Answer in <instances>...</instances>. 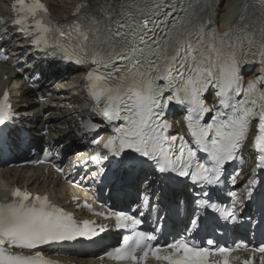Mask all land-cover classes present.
<instances>
[{
	"label": "snow or ice",
	"instance_id": "6c2138e0",
	"mask_svg": "<svg viewBox=\"0 0 264 264\" xmlns=\"http://www.w3.org/2000/svg\"><path fill=\"white\" fill-rule=\"evenodd\" d=\"M21 4L20 11L24 15L15 23L23 32V26L30 14L35 19L36 31L41 33L34 44L48 47L46 36L53 30L37 18L38 12H46L44 5L39 0L31 5H26L25 0H21ZM192 4L193 0H112L111 15L105 19L103 27L97 29L98 34L93 35L91 46L94 51L90 53L93 55L92 63L105 68L108 79L115 76L123 80V74L129 77V85L126 86L127 100L122 98L125 87H102L97 92L93 85L91 92L97 99L106 94L102 116L107 121H124L127 125H117L120 131L119 141L117 143L113 140L108 144V149L114 157H120L125 150L144 156H147L148 149L164 152L168 142L176 141V137H168L165 134L170 126L162 120L170 102L191 105L186 108L189 113L186 116L187 126L197 144L206 141L215 144L219 140H229L234 135V125L237 121L243 122L246 118L256 119L258 123L264 121V90L254 95L256 82L249 81L246 94H242L236 63L233 61L214 74L211 67L213 61L206 55L215 52L219 58L221 52L237 47L240 40L233 41L230 36L226 38V35L201 36L193 18ZM75 31L80 32V28L76 27ZM59 35H67L71 39L70 33L61 31ZM81 35L84 41H88L87 34L81 32ZM98 49H103L102 56L96 52ZM113 57L118 63L110 67ZM67 60L71 61L72 57L68 56ZM75 62L80 64L82 61ZM204 64L208 67L200 66ZM161 73L163 75H160ZM149 74L152 79H146ZM169 76L173 79L186 77V85L178 87L175 95L163 96L164 88H153V80L168 79ZM96 79L103 77L97 76ZM209 87L215 89L213 95L219 98L221 107H231L233 111L228 119L219 121L217 118L222 113L217 111L209 123L202 125L201 118L209 111L206 101L203 100ZM230 93L239 97L231 104ZM5 123V114L0 110V125ZM210 133L212 138L209 140ZM180 147H184V142ZM124 170L126 172L128 169ZM16 195L22 194L17 192ZM45 203L46 200L41 202L42 205ZM57 223L51 212L19 215L11 222L0 216V264H3L6 258L10 264H45L40 253L34 256L6 254L2 250V246L6 245L3 237L9 238V247L33 250L41 245L38 241L45 240L47 233ZM175 247L181 251L188 250L183 245ZM135 250L133 248L132 252ZM122 251L123 249L117 250V259L123 258L119 255ZM156 255L159 257V250ZM202 255L206 257V254ZM161 258L172 260L171 257ZM172 264L182 262L174 261Z\"/></svg>",
	"mask_w": 264,
	"mask_h": 264
},
{
	"label": "bare ground",
	"instance_id": "6f19581e",
	"mask_svg": "<svg viewBox=\"0 0 264 264\" xmlns=\"http://www.w3.org/2000/svg\"><path fill=\"white\" fill-rule=\"evenodd\" d=\"M51 14L59 20H66L70 18L73 6L76 4H88L87 7H83V10L93 9L96 5L103 2H109L112 4V0H44ZM247 0H211V16L213 20L219 24L220 27H224L228 23H232L238 16L239 12L242 10ZM5 11V0H0V16L4 14ZM7 32L6 36H11V29L5 27ZM15 37V35H12ZM8 75V79L4 80V76ZM9 87L12 95L15 98V106L18 108V112L21 115V121H26V116H32L34 120L38 122L44 120L49 111L48 103L41 101H36V95L34 92L29 90L25 85L20 83L17 76H13L6 65H0V91L3 87ZM71 90L73 93H69L71 99L77 103L81 102V99L74 96V89ZM19 93V95H17ZM30 104H28V102ZM27 103L29 106L26 107ZM54 113V112H53ZM67 115V114H64ZM62 120L57 117V114H51L47 119V124L51 125L52 129H57L61 124ZM66 121L65 123H67ZM29 127H32L28 125ZM42 177V179H41ZM3 182L6 183L7 189L12 187L14 184L18 186H27L32 191L36 192H46L52 199L62 202L65 197L78 192L73 189L72 186L68 184H62L60 180L54 179L53 176L46 177L45 173L41 169L37 170H2L0 171V197L6 194L7 189L2 185ZM75 259V258H73ZM84 262L91 261L89 259L83 260Z\"/></svg>",
	"mask_w": 264,
	"mask_h": 264
}]
</instances>
